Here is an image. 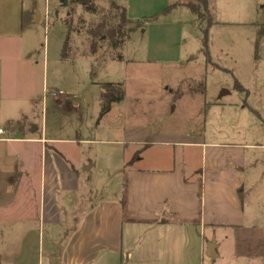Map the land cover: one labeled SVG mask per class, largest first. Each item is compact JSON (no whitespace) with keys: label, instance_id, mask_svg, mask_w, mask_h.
I'll list each match as a JSON object with an SVG mask.
<instances>
[{"label":"rangeland","instance_id":"374dc122","mask_svg":"<svg viewBox=\"0 0 264 264\" xmlns=\"http://www.w3.org/2000/svg\"><path fill=\"white\" fill-rule=\"evenodd\" d=\"M261 1L257 6L254 0H209L211 16L204 12L198 16L188 6L159 16V22L183 27L181 60L175 64L148 62L149 31L140 21H134L139 25L129 26L134 30L119 53L106 37L98 42L99 50L93 53L87 27L98 18L85 14L81 6L73 5L71 0H42V15L46 6L49 10L47 20L43 17L36 23V16L28 14L34 25L26 23L23 42L30 49L29 58L40 64L36 85L42 90L35 118L40 128L37 136L45 129L49 139L58 141L55 147L85 177L92 204L119 195L121 177L116 172H124L130 165L150 168L149 158H169L175 143L211 142L217 137L264 141V55L260 49L264 43V0ZM96 4L105 11L111 8L108 0ZM67 19L73 33L64 60L61 56L69 33ZM119 54L122 60L118 59ZM238 77H247L249 95L238 91ZM109 84H123L125 97L101 116L103 87ZM48 89L55 92L53 97L47 95ZM224 91L228 94L222 96ZM221 100L247 102L248 111L244 115L232 111L235 120L228 119L225 112L214 107ZM185 150L188 172L197 171L198 152L190 147ZM258 160L259 157L248 171L261 172L262 162ZM256 181V187L244 193V202L247 211L256 210L259 217L242 229H219L221 256L211 259L203 255L195 258V263L257 264V259L250 263L236 255L263 249L258 241L250 240L254 228H264V199L260 193L264 177L257 176ZM2 221L0 264H38L43 256L47 264L53 249L48 227L40 245L20 239L19 220L10 224ZM132 228L136 227L124 223L125 245ZM140 229L139 233L144 235L146 226ZM64 238L63 235L60 242ZM157 261V257L139 255L124 264Z\"/></svg>","mask_w":264,"mask_h":264},{"label":"crops","instance_id":"0c3cea01","mask_svg":"<svg viewBox=\"0 0 264 264\" xmlns=\"http://www.w3.org/2000/svg\"><path fill=\"white\" fill-rule=\"evenodd\" d=\"M115 1L127 8L130 20L147 26L148 62L175 64L181 60L183 27L146 20L172 4H186L184 1ZM261 2L254 0L257 6ZM41 12L42 0H0V129L6 131L0 137L2 223L19 220L20 239L40 245L48 227L54 250L47 264H124L139 255L157 257L159 261L154 264H197L195 258L206 255L212 241L219 258L217 231L242 229L259 217L256 210L247 211L244 193L256 187L257 176L264 177V141L217 137L211 142L175 143L169 158L150 157V168L130 165L124 172H116L121 177L119 195L92 204L85 177L55 147L58 141L49 139L45 129L37 136L40 128L35 118L42 98V90L36 85L40 64L29 58L30 49L23 39L26 23L34 25L28 14L40 13L41 19L36 22L40 23L49 16L47 6L45 14ZM261 48L264 55V43ZM44 68L46 73V65ZM246 78L237 80L242 84L238 91L247 92V96ZM46 93L53 97L55 92L48 89ZM214 105L225 112L224 117L234 120L232 113L244 115L249 107L247 102L223 100ZM32 126L37 128L35 132ZM186 147L198 152L199 169L195 172H188ZM257 157L262 162L261 172L248 171ZM260 193L264 199V185ZM126 221L136 228L131 229L125 245ZM141 226H146L144 235L139 233ZM254 230L250 240L258 241L263 249L243 255L236 250V255L250 263L254 258L257 264H264V228ZM41 260L38 264H45L44 256Z\"/></svg>","mask_w":264,"mask_h":264},{"label":"trees","instance_id":"16d2710c","mask_svg":"<svg viewBox=\"0 0 264 264\" xmlns=\"http://www.w3.org/2000/svg\"><path fill=\"white\" fill-rule=\"evenodd\" d=\"M73 5L81 6L85 14L90 15L92 18L98 20L90 22L87 27V33L92 40V51L96 53L98 49V42L106 37L111 41V46L115 49L116 52L123 50L126 42L128 41L131 32H133L134 27H129L131 24L139 25L137 22H134L129 19L127 8L124 5L117 3L115 0H108L110 5V10L105 11V9H100L97 6L96 2L99 0H71ZM209 0H190L186 4H172L168 6L162 13L156 15L152 18H148L146 21L154 22L157 21L158 17L161 15L169 14L175 8L179 6H188L192 12L198 16L201 13H208ZM97 17V18H96ZM65 24L69 27V33L62 50V59H67L68 51L70 48L71 35L73 33L72 23L69 19L66 20ZM119 60H122V56L119 54ZM238 89L241 88L237 84ZM125 92L123 84H109L103 87L102 94V113L101 116L108 114L113 104L120 103L124 100ZM123 209H126V198L124 197L122 201Z\"/></svg>","mask_w":264,"mask_h":264},{"label":"water","instance_id":"95a60500","mask_svg":"<svg viewBox=\"0 0 264 264\" xmlns=\"http://www.w3.org/2000/svg\"><path fill=\"white\" fill-rule=\"evenodd\" d=\"M36 22H39L40 21V19H41V14L40 13H37L36 15ZM228 92H226V91H224V92H222V96H224L225 94H227ZM37 130V128L35 127V126H32V129H31V131L32 132H35ZM215 242L214 241H212L210 244H209V246H208V250H207V252H206V256L207 257H209V258H211V259H214V258H216V254L214 253V251H215Z\"/></svg>","mask_w":264,"mask_h":264},{"label":"built area","instance_id":"2783aa9c","mask_svg":"<svg viewBox=\"0 0 264 264\" xmlns=\"http://www.w3.org/2000/svg\"><path fill=\"white\" fill-rule=\"evenodd\" d=\"M60 94H62V92ZM55 96H56V94H55ZM4 135H6V131L3 129H0V137H2Z\"/></svg>","mask_w":264,"mask_h":264}]
</instances>
